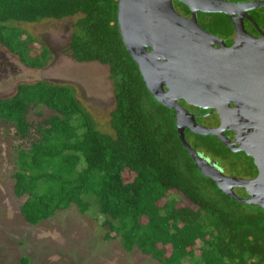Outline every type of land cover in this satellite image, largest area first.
Segmentation results:
<instances>
[{
  "label": "trees",
  "instance_id": "trees-1",
  "mask_svg": "<svg viewBox=\"0 0 264 264\" xmlns=\"http://www.w3.org/2000/svg\"><path fill=\"white\" fill-rule=\"evenodd\" d=\"M119 1L0 0V46L31 70L45 69L51 53L12 24L77 18L68 51L79 64L108 67L115 100L113 134H105L70 86L20 84L0 99V122L23 142L12 175L15 197L25 200L22 218L35 227L75 206L103 218L105 242L118 240L126 253L158 264H264V210L230 199L199 172L180 142L175 111L153 98L125 47ZM212 17L213 33L231 34L228 16ZM185 138L229 175L257 177L250 157L217 138L189 130ZM235 193L249 198L244 189Z\"/></svg>",
  "mask_w": 264,
  "mask_h": 264
},
{
  "label": "water",
  "instance_id": "water-1",
  "mask_svg": "<svg viewBox=\"0 0 264 264\" xmlns=\"http://www.w3.org/2000/svg\"><path fill=\"white\" fill-rule=\"evenodd\" d=\"M174 2L186 6L191 18L180 15ZM256 8H264V2L120 0L118 23L125 47L139 66L149 92L161 105L175 111L180 142L199 172L230 199L264 210V36L251 39L243 24L247 12ZM198 13L230 17L238 42L226 48L199 26ZM180 101L215 110L220 127L198 125ZM186 130L215 137L235 154L244 153L253 160L257 177L225 176L216 162L202 157L188 144ZM227 131L235 133L233 142L225 136ZM234 189H244L249 198H240Z\"/></svg>",
  "mask_w": 264,
  "mask_h": 264
},
{
  "label": "rangeland",
  "instance_id": "rangeland-1",
  "mask_svg": "<svg viewBox=\"0 0 264 264\" xmlns=\"http://www.w3.org/2000/svg\"><path fill=\"white\" fill-rule=\"evenodd\" d=\"M76 20L12 24L46 46L51 61L43 70H31L0 46V99L14 95L20 84L41 81L70 86L98 130L113 134L110 115L115 100L108 67L79 64L68 51ZM32 118L38 120L36 115ZM22 145L15 128L0 122V264H24V260L29 264H158L138 251L126 253L118 240L105 242L107 229L95 210L82 215L73 206L38 226L28 225L20 213L25 200L13 193L16 150Z\"/></svg>",
  "mask_w": 264,
  "mask_h": 264
},
{
  "label": "flooded vegetation",
  "instance_id": "flooded-vegetation-1",
  "mask_svg": "<svg viewBox=\"0 0 264 264\" xmlns=\"http://www.w3.org/2000/svg\"><path fill=\"white\" fill-rule=\"evenodd\" d=\"M221 1L234 3V4L264 2L262 0H252V1H246V2H243L240 0H221ZM174 8L180 15L184 16L182 14V12H180V10H178V7H176L175 2H174ZM212 15H215V14L198 13L197 14V20H198L199 26L201 28H203L210 35L220 39L226 48H228V49L231 48L233 45H235L238 42V33L235 31L232 19L229 17L230 21H231V26H232V32L230 35L216 34L210 30V26L214 25L212 23V20H213ZM184 17L191 18V13L189 16H184ZM243 24H244L245 32L248 34V36L251 39H255V40L263 39V36H264V8H256L253 10H249L247 12V16H245V18H244ZM215 48L219 49V45L215 44ZM165 90L167 91L166 88H165ZM179 104L183 108H185L190 114L195 116V119H196V122L198 125L205 127V128H210V129H217L220 127L221 121H220L219 116L216 114L215 110L206 111V113H204V114H195L192 112V110L199 109V108L189 106L184 101H180ZM185 136H186V131H185ZM225 136L228 137L232 142L235 140V133L232 131L225 132ZM204 158L208 159L210 162H216V161L210 159L209 157H204ZM217 167L225 176H228V177H236V178H242V179H246V180H251V179L256 178V177H254V178H252V177L251 178H243V177L229 175L228 173H226L220 169V167L218 166V163H217ZM238 190H241V189H238ZM234 191L236 192V189H234Z\"/></svg>",
  "mask_w": 264,
  "mask_h": 264
}]
</instances>
